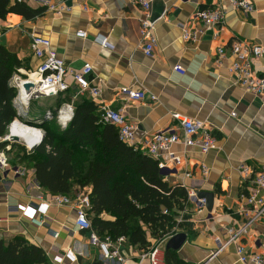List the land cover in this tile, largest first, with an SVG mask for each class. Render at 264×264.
<instances>
[{
    "label": "crops",
    "instance_id": "obj_1",
    "mask_svg": "<svg viewBox=\"0 0 264 264\" xmlns=\"http://www.w3.org/2000/svg\"><path fill=\"white\" fill-rule=\"evenodd\" d=\"M21 1L32 8L43 6L41 0ZM252 2L254 12H229L218 28L206 31L195 41H185L182 29H200L202 24L193 16L199 9L208 7L211 0H154L151 14L159 21L152 56L143 52L139 35L143 12L131 0H63V6L68 9L60 15L45 10L42 16L30 20L15 14L0 19V45L14 53L22 64L10 84L31 81L32 77L37 79L36 70L41 61L33 56L29 44L32 36H42L50 41L51 50L68 68L80 70L86 63L92 66L89 80L100 82V101L113 109L123 107L126 119L137 127V140L175 129L177 123L171 119L172 113L203 121L210 128L216 149L205 155L198 149H189L183 167L161 170L164 179L171 184L182 182L190 191L213 193L210 212L205 208L199 212L197 202H189L174 217L176 234L186 235L184 244L175 253L190 264H241L234 246L218 251L215 240L220 238L224 242L227 229L247 223L242 210L248 207L249 194L256 192L264 199V187H257L253 181L255 174H264V94L255 96L235 86L228 71L232 62L230 44L239 40L262 48L261 56L253 59L252 65L257 76H264V0ZM79 31L85 32L84 39L76 36ZM101 40H106L108 47L101 46ZM219 47L223 48L224 57L216 62ZM176 65L184 69V74L173 70ZM66 82L70 86L68 90L54 97H44L54 101L52 109L47 108L45 113L67 105L74 108L82 98L75 96L72 80L66 78ZM123 87L145 90L146 99L122 101L119 90ZM149 94L155 95L157 102L150 101ZM25 113L19 116L16 113L14 123L43 131L37 127L41 123L37 114H29L30 103ZM232 113L235 117H231ZM27 123L34 126L29 127ZM8 146L10 149L11 145ZM14 146L8 152L10 157L6 153L7 163L12 170L26 172L24 176H16L8 171L5 178L1 177L0 238L25 239L42 248L50 264L54 256L63 255L67 249H72L76 255L74 264H117L115 260L104 259L99 249L89 244L88 234L75 228L70 207H50L46 215L40 217L44 223L38 228L20 217L15 210L17 204L37 205L39 197L47 199L51 194L39 187L34 170L20 161L19 146ZM27 146H32V142ZM242 165L252 171L249 179L240 174ZM202 166L208 169V175L203 174ZM183 172H189L190 177L183 179ZM80 191L74 188L69 196ZM147 240L151 246L157 241L148 234ZM167 241L158 246L163 253V264H166ZM240 244L249 253L264 255V221L251 224L241 236ZM119 248L130 264H137L139 249L127 240Z\"/></svg>",
    "mask_w": 264,
    "mask_h": 264
},
{
    "label": "built area",
    "instance_id": "obj_2",
    "mask_svg": "<svg viewBox=\"0 0 264 264\" xmlns=\"http://www.w3.org/2000/svg\"><path fill=\"white\" fill-rule=\"evenodd\" d=\"M41 1L42 7L58 15L68 9L63 6V0ZM131 1L139 6L143 12L139 25V35L143 42V52L146 56H152V52L157 45L155 30L156 24L159 21L158 19H154L151 14L154 0ZM238 10L245 13L254 12L255 8L252 0H227L226 3H223L221 0H211V4L208 7L199 9L193 16L194 20L202 24L200 29L197 31L182 29L183 40L195 41L206 31L221 26L229 12ZM76 36L84 39L86 34L79 31L76 33ZM101 46L104 48L108 47L106 40H101ZM29 47L33 56L40 60L41 63L36 70V80L32 83L23 81L13 84L16 90L13 106L18 116L26 114V107L33 99L54 97L68 90L70 86L67 84L66 78H70L74 85L75 96L87 97L95 104L100 123L113 126L121 143L157 161L161 170L170 167H183L184 156L189 149H198L204 155L216 149V139L212 135L210 128L203 121L189 119L179 113H172L170 115L171 119L177 123L175 129L156 132L145 140H137V127L126 119L123 107L121 109H113L108 104L100 101L102 86L100 82L94 83L89 80V76L92 73V66L89 63L84 64L80 70L68 68L64 60L51 50L50 41L42 36H32ZM230 53L232 62L228 71L232 77L233 84L252 95H263L264 76H257L252 65V60L261 56L262 48L245 41L234 40L230 44ZM217 55L216 62H219L224 57L222 47L217 49ZM173 70L179 74H184V69L180 65H176ZM26 83L33 85L28 91L24 88V84ZM119 96L126 103L142 102L146 99L147 93L145 90L135 91L130 87H123L119 90ZM149 100L157 102V97L149 94ZM73 110L72 106L67 105L64 108H59L55 116L51 111H47L45 113L47 119L45 120L55 118L59 127L63 129L71 120ZM231 117H235V113H232ZM15 121L17 120L15 119L10 126ZM37 130L39 131V137L34 140L36 146L45 135V132L41 129ZM4 139H8V134L0 138V144ZM26 147L29 150L27 145ZM8 148L9 146L6 147L7 150ZM201 170L204 175H208L209 171L205 166H202ZM8 171H11L16 176H24L26 172L22 169L12 170L7 163L5 150L0 148V176L7 175ZM240 174L244 179H249L252 176V171L247 166L242 165L240 167ZM189 177V172H183V179ZM253 181L257 187H264V174H255ZM178 184L187 191L188 200L186 204L197 202L199 212L202 208H205V200H196L194 191L188 190L182 182ZM88 193V189H83L73 197L60 194L50 195L47 199L39 197L37 205L33 203H21L15 206V210L20 214L21 218L28 220L38 228L44 223L40 217L45 216L50 207H70L74 213L75 228L88 234L89 244L97 247L104 259L115 260L117 264H130L129 259L121 253L119 248L121 243L126 240L124 237L112 240L108 236H99L93 229L87 214L90 208ZM246 204L248 207L242 210V214L247 218V223L238 228L227 229V239L224 242H221L220 238H216L218 251L231 245L234 246L235 254L241 264H264V255L249 253L240 244L241 236L247 233V228L251 224L258 220L264 221V199L259 198L257 193L253 192L248 195ZM163 213L167 214V211L163 210ZM174 234H176V229L165 235L162 239L157 240L154 246H151L147 251H141L137 256V264H163V253L158 246L161 242L170 239ZM63 262L69 264L76 263V255L72 249H67L63 255H56L52 258L53 264H62Z\"/></svg>",
    "mask_w": 264,
    "mask_h": 264
},
{
    "label": "trees",
    "instance_id": "obj_3",
    "mask_svg": "<svg viewBox=\"0 0 264 264\" xmlns=\"http://www.w3.org/2000/svg\"><path fill=\"white\" fill-rule=\"evenodd\" d=\"M45 10L21 0H0V19L15 14L30 20L42 16ZM21 68L16 55L0 45V138L16 118L12 105L16 90L10 80ZM37 127L45 135L31 151L18 147L20 161L34 170L39 187L51 195H69L77 187L88 189L87 214L99 236L112 240L124 237L132 247L147 251L151 246L147 234L159 240L176 228L174 217L186 205V189L167 182L157 161L121 143L113 126L100 123L92 101L80 98L63 129L55 118L41 121ZM8 145L1 143L0 148L7 153L15 147L7 150ZM78 154L83 161L80 166L75 163ZM165 263L190 264L171 250L165 252ZM0 264L50 261L42 248L16 236L0 238Z\"/></svg>",
    "mask_w": 264,
    "mask_h": 264
},
{
    "label": "water",
    "instance_id": "obj_4",
    "mask_svg": "<svg viewBox=\"0 0 264 264\" xmlns=\"http://www.w3.org/2000/svg\"><path fill=\"white\" fill-rule=\"evenodd\" d=\"M33 87L32 84L30 83H26L24 84V88L28 91L29 88ZM57 111V110H55ZM44 137V136H43ZM43 139V138H42ZM2 143H8L10 145H18V146H23L26 147V144L19 139L18 137L10 134L8 132V139H4L2 141ZM36 147V144L32 145L31 147H29V151H31L33 148ZM1 177L0 176V181H1ZM3 177H6V174L3 175ZM195 196H196V200L198 199H203L205 200V209L210 212L212 210V205H213V193L211 192H204V191H196L195 192ZM186 240V235L183 233H177L175 235H173L170 239H168V241L165 244V251H179V249L182 247V245L184 244Z\"/></svg>",
    "mask_w": 264,
    "mask_h": 264
},
{
    "label": "rangeland",
    "instance_id": "obj_5",
    "mask_svg": "<svg viewBox=\"0 0 264 264\" xmlns=\"http://www.w3.org/2000/svg\"><path fill=\"white\" fill-rule=\"evenodd\" d=\"M52 102H54L52 99H45L44 97H39V99L38 98L33 99L30 102V113L29 114L31 116L33 114L34 115L37 114V118H40L41 121H44L45 119H47V117L45 116V110L47 108L52 109V106H54V103H52ZM8 132H9V129L7 130V133L6 134H8ZM6 134H5V136H6ZM7 155H8V157H10V155L8 154V152H7ZM81 162H83L81 155L80 154L76 155V157H75V163H76V165L77 166H80L81 165Z\"/></svg>",
    "mask_w": 264,
    "mask_h": 264
},
{
    "label": "bare ground",
    "instance_id": "obj_6",
    "mask_svg": "<svg viewBox=\"0 0 264 264\" xmlns=\"http://www.w3.org/2000/svg\"><path fill=\"white\" fill-rule=\"evenodd\" d=\"M34 80H35L34 77H32V80L29 81V82L32 83ZM10 129H11V131H10L11 133L10 134H12V135H14L16 137L18 136L21 140H23V142L25 141L26 145L27 144L28 145L31 144V142H32V145H33L34 144V140L39 137V131L37 129L32 128L33 129L32 130L30 128H27L25 126L20 125L17 122L13 123L12 126L10 127ZM33 136H37V137L35 139H32ZM28 147H31V146H28Z\"/></svg>",
    "mask_w": 264,
    "mask_h": 264
}]
</instances>
